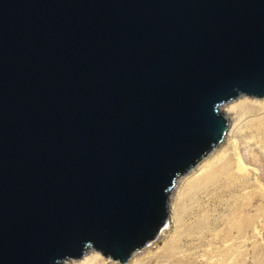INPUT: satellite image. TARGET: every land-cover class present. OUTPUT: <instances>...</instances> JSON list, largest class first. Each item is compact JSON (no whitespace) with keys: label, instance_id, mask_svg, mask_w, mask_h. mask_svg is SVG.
<instances>
[{"label":"water","instance_id":"95a60500","mask_svg":"<svg viewBox=\"0 0 264 264\" xmlns=\"http://www.w3.org/2000/svg\"><path fill=\"white\" fill-rule=\"evenodd\" d=\"M264 96V0H0V264L126 262Z\"/></svg>","mask_w":264,"mask_h":264},{"label":"rangeland","instance_id":"374dc122","mask_svg":"<svg viewBox=\"0 0 264 264\" xmlns=\"http://www.w3.org/2000/svg\"><path fill=\"white\" fill-rule=\"evenodd\" d=\"M224 103L220 106L236 104L243 120L236 126L234 112H228V134L194 171L177 177L169 196L170 225L126 262L88 250L100 253L99 264H264V96L243 95ZM238 155L252 169L248 177L226 170ZM205 160V172L195 176L201 172L195 167ZM82 257L70 258L80 263Z\"/></svg>","mask_w":264,"mask_h":264},{"label":"bare ground","instance_id":"6f19581e","mask_svg":"<svg viewBox=\"0 0 264 264\" xmlns=\"http://www.w3.org/2000/svg\"><path fill=\"white\" fill-rule=\"evenodd\" d=\"M243 95H245V94H241V95H239V96H243ZM227 103V102H226ZM223 104H225V103H223ZM220 109L223 111V112H225L226 113V115H228L229 116V114H228V112H234V114H233V119L235 120V124L237 123V122H241V120H243V113L240 111V109L237 107V105L236 104H227V105H222V106H220ZM230 117V116H229ZM240 124V123H239ZM236 126H238V123L236 124ZM235 126V127H236ZM234 127V126H233ZM234 129V128H233ZM229 130V129H228ZM232 131V128L230 129V131L229 132H231ZM233 131H235V130H233ZM232 133V132H231ZM231 133L229 134V135H231ZM226 134H228V131H227V133ZM233 134V133H232ZM234 135V134H233ZM232 140V139H231ZM234 143H235V141H234ZM249 146H251V144H248ZM204 157H206V155H204L202 158H204ZM202 158L200 159V160H198L197 162H199V161H201L202 160ZM196 162V163H197ZM195 165V164H194ZM193 165V166H194ZM192 166V167H193ZM206 166H208V160H205V161H203V164L201 163V164H199L198 166H196L195 168H197L196 169V172H198V171H200L201 170V172L198 174H195V176H198V175H202V173H204L205 171V167ZM227 167H226V170H229V173L230 174H233V173H237V174H239L240 176H241V178L242 177H248L250 174V172H251V168H250V166H249V164H247L246 163V160L245 159H243L240 155H238L237 157L235 156L234 157V160L233 159H231L230 160V162L226 165ZM192 167H190L191 168V171H194L195 169H192ZM190 168H189V170H190ZM255 176V175H254ZM179 182L180 181H178V185H179ZM189 183V181H187L186 183H184L185 185L186 184H188ZM184 185V186H185ZM182 187V186H181ZM179 195H178V198L176 199L175 198V200H174V205H173V208L175 209V210H177L178 208H177V206L179 205ZM174 223V222H173ZM170 225V222H168L167 224L165 223V225L162 227V229L160 230V232H162V231H164L168 226ZM174 225V224H173ZM92 248H94V247H92V246H90V247H88L87 248V250L84 252V254H82L81 255V257L83 258V260L80 262V263H78L76 260H73V258H78V257H74V256H68V257H65V258H62L59 262H58V264H99L98 262H99V260H100V253L98 252V251H96V254L95 255H92V253H88L87 251L89 250V252L91 251V250H93ZM95 249V248H94ZM97 250V249H96ZM70 257H73V258H70ZM67 258H69V259H67Z\"/></svg>","mask_w":264,"mask_h":264}]
</instances>
